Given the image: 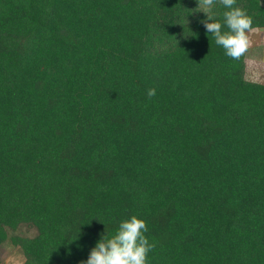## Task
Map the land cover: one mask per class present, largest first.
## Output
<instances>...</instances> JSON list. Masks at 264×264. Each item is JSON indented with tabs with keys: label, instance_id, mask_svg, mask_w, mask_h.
<instances>
[{
	"label": "trees",
	"instance_id": "trees-1",
	"mask_svg": "<svg viewBox=\"0 0 264 264\" xmlns=\"http://www.w3.org/2000/svg\"><path fill=\"white\" fill-rule=\"evenodd\" d=\"M236 6L264 28V0ZM205 18L197 0H0V245L80 264L136 215L146 264H264V83Z\"/></svg>",
	"mask_w": 264,
	"mask_h": 264
},
{
	"label": "clouds",
	"instance_id": "clouds-1",
	"mask_svg": "<svg viewBox=\"0 0 264 264\" xmlns=\"http://www.w3.org/2000/svg\"><path fill=\"white\" fill-rule=\"evenodd\" d=\"M217 3L225 9L222 22L215 18L213 12ZM197 9L205 14L202 23L215 43L223 48L228 57L239 60L249 48L247 33L252 31V18L236 6V0H197ZM155 93V88L147 90L149 98ZM147 230L146 222L132 215L121 221L113 236H102L87 260L80 264H146L148 253L154 248L144 235Z\"/></svg>",
	"mask_w": 264,
	"mask_h": 264
},
{
	"label": "rangeland",
	"instance_id": "rangeland-1",
	"mask_svg": "<svg viewBox=\"0 0 264 264\" xmlns=\"http://www.w3.org/2000/svg\"><path fill=\"white\" fill-rule=\"evenodd\" d=\"M247 78L264 83V28L248 32ZM37 230L25 227L23 235L34 236ZM0 264H24V255L20 248L13 246L10 240L0 245Z\"/></svg>",
	"mask_w": 264,
	"mask_h": 264
}]
</instances>
